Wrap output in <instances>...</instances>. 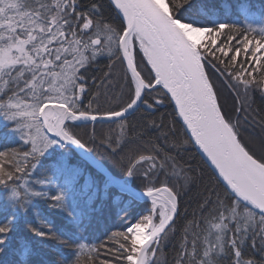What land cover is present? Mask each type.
I'll use <instances>...</instances> for the list:
<instances>
[{
	"label": "snow or ice",
	"instance_id": "obj_1",
	"mask_svg": "<svg viewBox=\"0 0 264 264\" xmlns=\"http://www.w3.org/2000/svg\"><path fill=\"white\" fill-rule=\"evenodd\" d=\"M212 12L196 0H0V264H264V110L242 100L264 99V15L242 3L240 25ZM89 127L121 175L99 168L84 183L150 201L96 244L78 236L94 148L77 130ZM34 238L54 239L58 257L42 258Z\"/></svg>",
	"mask_w": 264,
	"mask_h": 264
},
{
	"label": "trees",
	"instance_id": "obj_2",
	"mask_svg": "<svg viewBox=\"0 0 264 264\" xmlns=\"http://www.w3.org/2000/svg\"><path fill=\"white\" fill-rule=\"evenodd\" d=\"M246 4L250 6V11L257 15H264V0H196L197 7L207 8L213 10L211 19L218 21H225L243 25L244 17L238 13V7L240 4ZM204 13H202L203 15ZM259 23V21H257ZM106 59V58H105ZM104 70L103 64L100 65L99 69L94 68L93 71L99 74L100 71ZM122 71L119 64H116L113 67V72L119 74ZM232 95L228 92H224L223 96L228 98L229 111H231L232 105ZM244 105L251 106L250 111L255 109L257 111L264 110V99L257 93L251 99L242 98ZM240 101H237V106H239ZM100 106L102 109L108 107H114L115 104L109 105L104 98L100 100ZM163 111L170 112L171 106L166 107ZM255 114V113H253ZM261 114L264 115V111H261ZM259 119V116H257ZM91 127L87 129H78V135L89 144L90 147L94 148V151L91 153L99 159L107 169L114 175H121L119 170L115 167L114 158L108 155L104 148L98 143L93 145L89 141V134L91 133ZM99 134L102 130L100 128L96 129ZM248 131H255L259 133V127L248 128ZM247 135V132L245 133ZM2 147V144H0ZM19 149L21 146L19 144L13 145ZM26 147V146H25ZM73 156L78 157V153L73 149ZM192 163L198 168L203 170L204 179L207 181L209 177V169L206 165L200 160V157L196 155L195 152L191 153ZM50 162V161H49ZM84 177L81 180L83 185L82 189L78 192V199L81 202V205L86 208L88 212V218L85 221L86 227L81 229L78 233L79 237H82L84 242H89L96 244L102 242L105 238V235L110 231L122 230L127 226L130 221H133L134 217L139 216L141 213H147L148 208L150 207V201L139 200L132 201L127 195H121L117 189L112 188L107 191L103 188L102 185H97L95 183H84L88 175L91 174L94 178L97 177L98 170L93 167L88 161H84L83 165ZM131 187L134 190H141V182L139 179L131 183ZM119 196L120 199L117 200L116 197ZM187 205L188 212L187 215L190 216L191 213L196 209V198L195 191L190 192L182 203ZM42 219L46 222H51L54 230L64 231L67 229L66 222L63 221V218L56 212L51 210H46L41 207ZM183 213L182 218L177 221V226L183 224ZM2 219V216H0ZM32 221V224L36 227H43L41 219H33V216L30 214L28 217ZM26 235V232L23 230L18 231L15 234V240H20ZM36 244V248L41 252L42 258L44 259H56L59 255L57 250L56 242L51 238H34L33 241ZM174 243H179V232L176 234V239ZM67 254L66 249L63 250ZM251 251V250H250ZM167 258L170 260L172 256V248L168 247L165 249ZM254 258L259 260V253H253ZM4 257H0L3 259Z\"/></svg>",
	"mask_w": 264,
	"mask_h": 264
},
{
	"label": "water",
	"instance_id": "obj_3",
	"mask_svg": "<svg viewBox=\"0 0 264 264\" xmlns=\"http://www.w3.org/2000/svg\"><path fill=\"white\" fill-rule=\"evenodd\" d=\"M73 147V149L77 152V153H79V150L78 149H75V147L74 146H72ZM87 156L88 157H91V159L90 160H88L95 168H97V169H99V168H102V169H104V170H107V171H109L102 163H101V161H99L92 153H87ZM110 172V171H109ZM144 200H147V198H145Z\"/></svg>",
	"mask_w": 264,
	"mask_h": 264
},
{
	"label": "rangeland",
	"instance_id": "obj_4",
	"mask_svg": "<svg viewBox=\"0 0 264 264\" xmlns=\"http://www.w3.org/2000/svg\"><path fill=\"white\" fill-rule=\"evenodd\" d=\"M104 165V164H103ZM105 166V165H104ZM106 167V166H105ZM107 168V167H106ZM137 191V190H136Z\"/></svg>",
	"mask_w": 264,
	"mask_h": 264
}]
</instances>
